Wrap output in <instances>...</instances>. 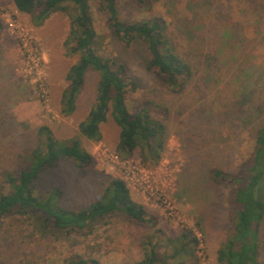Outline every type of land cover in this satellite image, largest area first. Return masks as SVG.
Masks as SVG:
<instances>
[{"label":"rangeland","instance_id":"374dc122","mask_svg":"<svg viewBox=\"0 0 264 264\" xmlns=\"http://www.w3.org/2000/svg\"><path fill=\"white\" fill-rule=\"evenodd\" d=\"M187 1L197 0H163L150 12L167 19L177 52L195 66L191 82L179 93L171 92L145 69L141 42L128 46L120 42L106 28L104 15L93 10L97 52L123 61L137 84L126 97L129 109L135 110L146 100L168 108L165 149L158 161L148 159L152 163L148 164L142 162L139 149L131 156L117 151L119 127L111 115L100 126L99 141L79 132L78 123L95 99L98 73L94 70L85 74L75 110L69 115L60 112L65 74L78 57L67 53L64 45L69 16L53 12L39 25L29 14L19 12L12 0H0V172L15 166L18 157L38 143L36 128L46 124L61 143L78 140L91 154V161L81 167L60 161L47 168L34 181L35 192L59 188L60 204L78 210L96 201L113 178H121L155 220L147 228L115 215L86 236L55 237L50 231L40 232L28 215L8 216L0 222V264H47L74 253L102 264L131 263L142 256L144 235L155 232L175 237L183 229L192 231L198 240L196 260L190 264H218L216 251L231 232L228 214L234 186L212 181L208 172L212 167L242 172L254 130L264 123V18L255 25L253 15L234 13V1L218 0L217 18L201 20L207 24V35L181 39L179 18H193L185 10ZM227 2H231L232 17ZM120 11L125 19L139 15L129 0H121ZM8 18L35 39L32 50H23L7 25ZM213 31L220 36L213 37ZM210 37L214 39L211 45ZM226 39L233 46H223L221 41ZM36 54L38 71L28 73L31 56ZM236 66L244 67L242 76L234 75ZM146 184L154 195L150 196Z\"/></svg>","mask_w":264,"mask_h":264},{"label":"trees","instance_id":"16d2710c","mask_svg":"<svg viewBox=\"0 0 264 264\" xmlns=\"http://www.w3.org/2000/svg\"><path fill=\"white\" fill-rule=\"evenodd\" d=\"M12 1L15 8L29 14L35 24L40 25L53 12H65L69 16V31L64 45L67 53L78 57L65 74L67 85L61 93L60 112L69 115L75 110L85 74L90 69L94 70L98 73L95 99L86 117L78 123L81 135L88 140L99 141L100 126L111 115L119 127L117 151L131 156L135 149H139L143 163L158 161L166 145L168 108L146 100L138 104L135 110L129 109L126 97L135 92L137 84L123 61L97 52L95 44L98 33L93 10L96 8L104 15L106 28L117 40L126 46L135 41L141 42L145 69L159 77L162 85L171 92L179 93L191 82L195 66L177 52L167 19L157 13L150 14L156 4L163 0H129L135 12L139 13L133 19L121 16V0ZM217 1L185 3V10L189 9L193 18H179L178 34H181V39L207 35V24H201V20L215 19L219 6ZM230 1L236 3L234 13L239 16L253 15L255 25L263 20L264 0ZM229 4L227 10L230 9L229 17H232ZM212 35L216 38L220 32L213 31ZM213 37L208 38L210 45L214 42ZM221 42L225 47L233 46L227 39ZM243 73L244 67L236 66L234 75L238 77ZM36 131L40 137L38 143L19 156L15 166L0 172V222L8 216L28 215L40 232L50 231L55 237L86 236L107 225L109 218L115 215H124L131 223L143 227L154 226V216L133 198L128 185L121 178H113L96 201L78 210L60 204L62 192L59 188L51 187L43 194L35 192L34 181L47 168L60 161L69 160L78 167L91 161V154L78 140L61 143L46 124L39 125ZM243 164L240 173L217 167H212L208 172L212 181L234 186L232 208L228 214L231 232L216 251L218 264H264V123L254 130L251 151ZM157 233H160L159 230ZM140 245L141 258L124 264H190V261L196 260L198 240L192 231L183 229L175 237L156 236L155 232L146 234L141 238ZM47 264L102 263L96 258L74 253L62 261Z\"/></svg>","mask_w":264,"mask_h":264},{"label":"built area","instance_id":"2783aa9c","mask_svg":"<svg viewBox=\"0 0 264 264\" xmlns=\"http://www.w3.org/2000/svg\"><path fill=\"white\" fill-rule=\"evenodd\" d=\"M6 21H7V25L13 30L14 35L20 42L23 50H26V49L32 50V47L34 45L33 41H35V39L32 36H29L28 32L21 25H19L17 21L11 18H8ZM37 57H38L37 54L34 56H31V65L28 68V73H31L32 71L34 72L38 71V69H36L38 65ZM114 159H116L117 161L119 160L117 155L114 156ZM122 165L124 164L122 163ZM145 188H149V190L151 191L150 196L154 195L152 188H150L148 184L145 185Z\"/></svg>","mask_w":264,"mask_h":264},{"label":"crops","instance_id":"0c3cea01","mask_svg":"<svg viewBox=\"0 0 264 264\" xmlns=\"http://www.w3.org/2000/svg\"><path fill=\"white\" fill-rule=\"evenodd\" d=\"M141 258V257H140ZM136 261V260H135ZM119 264V263H118ZM120 264H122V263H120Z\"/></svg>","mask_w":264,"mask_h":264}]
</instances>
